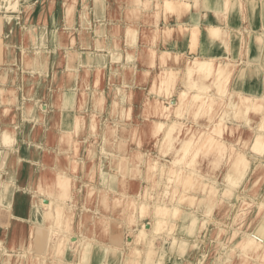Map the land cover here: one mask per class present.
Returning <instances> with one entry per match:
<instances>
[{
    "label": "rangeland",
    "instance_id": "1",
    "mask_svg": "<svg viewBox=\"0 0 264 264\" xmlns=\"http://www.w3.org/2000/svg\"><path fill=\"white\" fill-rule=\"evenodd\" d=\"M92 1L104 9L111 8L113 5L106 0H28L30 5L28 6L27 12H31L33 17H35L34 21L36 22L34 23H40L44 26L48 21L49 23H55L54 28L58 31L57 42L59 50L57 53L59 59L56 65L58 71L55 74L53 69L54 74L48 76V81L40 87L37 94L34 90L26 92V98L28 97V99H30L28 103L26 102L28 99L25 101L26 106L28 105L31 107L33 111L28 113V115L31 114L35 116V119L36 117L38 118L35 120L36 123L26 126L29 133L32 134L29 147H32L37 154V157H35L36 169L35 166L29 167V169H31L30 186L24 189L23 194H21V201L19 206H17L19 219H14L11 226H9L8 221L6 224L9 226L8 228L4 229L0 227V264L53 263L54 261L51 262V260L55 256V249L52 246V242L55 240L57 241V238L61 235L58 226L68 231L69 235L72 237H68V240L65 239V242L69 241L67 246L73 249L72 252L75 257V250L77 251V247L80 248L79 246L85 241L81 242L75 237L76 231L85 232V234L86 232L89 234H97L93 236H97V239H99L102 244H107L110 242L109 234L114 230L113 228L118 230L124 229L122 233L125 242L124 245L127 247L128 242L135 237V233L138 229L142 228L144 223L150 222L152 226L154 225L151 214L146 215L144 218L141 217L137 219L138 215L142 216V214L138 211L137 207L135 209L132 205V201L138 199V193L149 190L151 194H148V192L145 193V195L148 194V199H153L154 195L156 197L165 196V201H169L174 195L173 188L171 187L174 183L172 180L168 179L165 174L161 177L162 181L160 182L155 180L158 179L157 176L151 178V172L157 170L160 172L161 170L165 171L168 169L167 166L164 165L159 167V169L152 168L150 166L152 158H157L161 164L167 163L166 160L174 158V154L168 151L169 147L167 145H161L160 147L157 144L158 137L150 132V122L145 112L150 98L154 99V94L150 93L151 86L158 82V79L155 78V80L153 77L154 72L160 69V65L155 69L150 68L151 70H149L148 74H145V76L140 73V68L146 65L142 55L140 56L142 58L138 60L139 65L136 66L130 67L129 63H120V61L114 62L113 53L115 51H120L121 53L127 51V48L121 44V28L101 29L95 27L93 31L91 27L83 29L77 22L78 16H75L74 10L77 11L80 7L88 9ZM117 3L119 5L123 2L122 0H118ZM126 3L129 4L128 0H126ZM69 6H73V10H67ZM113 7L114 11L116 8H119ZM77 14L78 13H76V15ZM124 14L127 13L123 12V15ZM137 16H139V20L141 19V21L137 23V28H139L142 33L143 30L150 27L148 23V18L150 16L147 13L142 14L141 12H139ZM31 20L32 18L30 21ZM30 31V35L36 43V34L38 30L35 26H31ZM40 32H42L41 36L44 39L46 35L45 27L41 28ZM108 32H110V35L107 36ZM76 37L79 39L78 43L75 40ZM100 37L102 38L100 39ZM94 39L96 40L95 45L92 43ZM144 41L145 40L142 38V43H140V46L137 48L140 52L144 50ZM83 46L88 48L84 50H88L87 53L89 55L87 53H84L85 56L82 55L81 51ZM97 48L104 50L102 53H99ZM99 57L104 60L103 63L99 62ZM184 58L187 57H183L181 63L177 61L176 64L171 63L170 65L180 67V63L183 67L186 60H184ZM98 62L100 63L99 66ZM115 63L121 65L117 66ZM54 65L53 62V68H55ZM100 68L104 70V88L102 90V93L105 91L104 108L97 116L99 128L91 129L87 128L86 122H88L92 112L89 106V103H91V96L101 88L100 83L102 82L99 83L98 80V83H96L97 81L94 80L95 73ZM125 73L127 74L126 76H124ZM180 73L181 77L178 78L176 84L177 88L182 87V70H179V75ZM256 78V76L252 77L253 81H255ZM261 78H263V76H261ZM69 83L72 85H69ZM29 85L34 87L33 83L27 80V88H31ZM173 99H176V93L173 94L171 100ZM170 101L168 99L165 100V109L170 108ZM115 103H117L116 107ZM118 104L125 106V109H130V115L124 117L125 119H122L121 116L118 115L117 109H121L120 105L118 107ZM233 106L235 113L237 106H235V104H233ZM55 108L57 111H55ZM77 110H79L78 113ZM13 111L15 117L20 116V107L14 106ZM74 112H76V114H74ZM8 113L9 107L8 110L4 109V114ZM260 117L261 115L249 113L248 120H250L254 126H257L261 123ZM227 118L230 120L235 119L234 123L230 124L229 130L226 131V136L228 135L230 136L229 138H231L234 137V134H249L251 130L249 127H241L239 125L241 121H243L242 117L233 118L227 116ZM72 120L75 121L74 130H77V121H85L79 133L73 134L74 138L83 140L82 146L78 149L77 153L66 144V142H63V140L62 142L60 141V134L62 131L69 128V122ZM235 123L236 125H234ZM4 132L3 135L5 136L8 132H6V134ZM8 134H10V132ZM182 134H185V132L181 131L180 135ZM6 136L9 137L8 135ZM51 137H53L52 140ZM139 151L148 154L150 157L148 156L149 161L137 167L138 163L135 155H137ZM200 154L199 160L203 157L202 162L197 164V166L201 167L200 170H203L202 172L206 174L210 173L212 175H217L219 185L225 184L223 178L227 170V164L224 163L225 159L221 162L219 167L212 170L207 164L208 158L205 157V154L203 156L201 151H199V155ZM249 158L253 160V169H251L247 175L242 186L237 189L235 194L226 197V199L230 201L229 203H224L226 201H222V199L216 201L217 204L214 212L210 214L214 216V219L211 220L206 227H201L199 229L197 237L199 241L198 245L196 248L192 247V250L189 249L190 251L188 252L190 253L186 254L190 260H193V264H236V260H239L236 254L238 251H241L243 247L240 245V242L244 235L255 232L258 229H264V205H258V202L264 201V164L257 163L259 162L258 159H253L251 155H249ZM259 158L261 162H264V153L260 155ZM119 159H123V161L127 162V171L124 177L120 175L119 172L120 163L116 162V160ZM73 160H77V163H74V165L79 169L75 170L73 164L71 169V161L73 162ZM31 163L34 164V162ZM186 165L187 162L184 163V166ZM58 171L71 174V186L69 188L71 198L67 204H70L72 207H69V212L67 211L68 218L64 224L58 225L57 223L49 221L48 227L51 226L52 230L54 229L53 231L51 230V232H53L50 242L51 248L48 250L47 254H43L35 252L36 246L34 241L36 237H33L31 234L34 230L31 224L36 220L33 214L34 204L32 202L37 197V202L39 201L41 207L44 209L47 208V205H44L50 198L55 197L56 194L54 191L52 192L50 190L48 192L51 194L47 191L41 192L38 186L46 181L52 180L53 182V177ZM115 171L118 174V178L111 179L109 174ZM104 172L107 174L106 178ZM34 173L35 177H33ZM173 175L174 174H172V176ZM257 176H260L259 180H255ZM105 179L108 180L107 185L112 186V184L115 183L116 186L106 189L101 188L100 184H102ZM122 179L125 180L124 184L121 183ZM34 182L38 184L37 187L33 186ZM56 190L59 191L58 189ZM193 191H195L194 188L192 189V193L196 192ZM197 193L198 192L195 193V195H197L196 197L200 196L199 193ZM104 194L107 197V202L100 201ZM216 196L218 199L220 195ZM176 197L177 195L174 196L175 200L173 202L176 201V206L181 208L179 203L180 200L178 198L176 199ZM243 199L247 200L249 203L246 204L245 213L237 219L236 215ZM148 203L152 202L148 201ZM183 204L190 208V210L196 209L197 211H201L198 213L199 217H206L207 208L203 206L205 203L194 205L185 201ZM99 216L108 219L115 218L121 222L120 226L114 225L112 222L110 223V221L103 224ZM32 218H34V220ZM177 219H179L178 222L175 221L177 227L172 230L165 228L164 231H161L162 233H159L155 231V227L153 226L151 231H148L150 234L149 239L152 238L153 242L152 248L156 250L147 253L146 248L151 244H148L146 240L138 242V246L142 247V251L140 255L137 256L138 261L134 264H143L144 261V264H155V257H158V255L159 258L165 257L167 264H184L181 262V256L175 257L177 250H175V245L170 242L171 234L179 232L182 235V233H184L182 232V224L184 225V221L180 217H177ZM126 228L128 231L125 230ZM164 233H166L165 238H168V241H166L167 243L161 238ZM153 234L154 238L152 237ZM155 234H157V236ZM191 236L194 235L185 238L193 242L191 239L195 238ZM261 236L264 240V232ZM86 237L88 239L85 242L91 243L92 239L90 236ZM74 240L78 241V245ZM222 243L239 244L235 245V248H232L230 254L233 255V258L230 262L224 261L223 255L221 260L217 257L218 255L220 256V247ZM256 252L255 248L251 247V251L247 252L251 259L248 260V258L245 257L244 261L247 263L249 261V263L252 264L257 256ZM203 253L206 255L204 259L200 256L203 255ZM115 256L112 264H126L125 257L129 255L126 254V248H123L118 261L116 260L118 255ZM72 258H74L73 255ZM176 259L180 262L176 263ZM199 259L203 260L200 261ZM165 260L163 259V262ZM104 262L109 261L106 259H99L98 264H105ZM80 263L95 264L92 260ZM65 264H76V258H74L72 262L67 260ZM130 264H133V262Z\"/></svg>",
    "mask_w": 264,
    "mask_h": 264
},
{
    "label": "bare ground",
    "instance_id": "2",
    "mask_svg": "<svg viewBox=\"0 0 264 264\" xmlns=\"http://www.w3.org/2000/svg\"><path fill=\"white\" fill-rule=\"evenodd\" d=\"M136 2L139 6H145L146 8L152 7V2L150 0H136ZM218 2L229 10V3L231 0H218ZM198 3L199 0H196V5ZM190 6V2L185 0H156V24L154 26L147 27L146 30H143L140 34V37L146 41H144L143 45L144 50L140 52V50L138 51L136 49V42L139 40L140 32L135 27L127 26L125 31L128 42L127 45L129 48H127V51L123 53L120 51H115L113 53L114 62L120 61V63H129L131 67L130 61H134L136 57L135 52L138 51L139 56H143V61L146 64L140 68V73L142 75H147L148 71L151 70L150 68L155 69L160 65V69L154 72L153 77L154 79L157 78L158 82L151 86L150 93L154 94V99L150 98L145 108V112L150 122V132L154 136L158 137L157 144L160 147L161 145H167L169 147L168 151L174 154V158L171 160L165 159L167 163L163 164H161L157 158H152V162L150 163L152 168L154 167L159 169V167L164 165L167 166L168 169L165 171L159 170L160 172H158V170L151 172V178L157 176L158 179H153L160 182L162 181L161 177L165 174V176L174 183L171 185L174 195L172 199H169V201L164 200L165 196L156 197L155 195L153 199H148V194L151 193L149 190H145L138 193V199H134L132 201V205L135 209L137 207L138 211L142 214V216L138 215L137 219H140L141 217L144 218L146 215H152L153 226L155 227V231L159 233H162L161 231H164L165 228L169 230L174 229L177 227L175 221H179L177 217L182 218L184 221V225L182 224V232L184 233H182V235L179 232L171 234L170 242L175 245V250H177L175 257L177 258L181 256V262L184 264H193V260H190L186 254H189L190 252L188 251L196 248L198 245L199 241L197 237L199 229L201 227H206L208 223L214 219V216L210 214L214 212L217 204L216 201L222 199V201H226L224 203H229L230 201H228L226 197L236 193L237 189L242 186L251 169H253V160L249 158V155L253 156V159H258L259 162L257 163L262 165L264 164V162H261L259 158L260 155L264 153V45H258L256 48L260 59H258V61L253 59L246 60L241 56L231 57L227 55L196 54L194 56H184L180 51H172L169 48L170 44L168 41L166 42L167 48L161 49L159 45L160 38L164 35L169 38L175 34L176 38L183 37L187 39L193 46L192 48L195 49L194 47L197 45L200 33V27L198 25H187L182 23H177L175 25H161L157 22L162 13H178L182 10V8H188ZM68 9L73 10V6L67 7V10ZM205 30L208 38L214 42H218V45L227 51L231 50V47L233 46L232 41L236 38L238 40V48H241L243 52L244 34L242 29H230L228 27L223 28L215 24H210L206 26ZM256 34L258 35V39H262V34ZM245 44L244 46H246ZM133 45L135 47L131 50L130 47ZM125 54L127 55V59H125ZM183 57L187 58H184V60H186L182 67L180 63ZM177 61L180 62V67L170 65L171 63L176 64ZM99 62L103 63L104 60L99 57ZM99 62L98 66L100 65ZM115 65L117 64L115 63ZM118 65L120 66L121 64ZM179 70H182L181 88H177L176 86L178 78L181 77V73L179 75ZM126 75L127 74L125 73L124 76ZM254 76L257 77V81L262 83L263 91L260 93H247L242 89V85L247 80L250 81ZM261 76H263V78H261ZM94 80L97 81L96 83H98V80L99 83H102H100L101 88H99V91L91 96V103H89L92 112L89 118V124L86 122V126L91 129L99 128L97 116L104 108L105 91L102 93L104 88L103 68L97 70ZM251 81H253V79ZM1 91L3 103H8V101L12 100L6 96L5 89H2ZM175 93L176 99L171 100L173 94ZM167 99L169 101L171 100L169 109H165V100ZM116 104L117 103H115V107ZM233 104L237 106L235 113ZM119 105L120 104H118V107ZM120 108L121 109L118 108L119 110L117 109V111L118 115H120L122 119H125L124 117H128L130 115V109H125V106L123 105H120ZM4 109L8 110V106ZM78 111L79 110H77V113ZM249 113L261 115V123L254 126L251 121L248 120ZM74 114H76V112H74ZM227 116H231L233 118L242 117L243 121H241V124L239 125L241 127H249L251 129L249 134H234V137L231 138H229L230 136L228 135L226 136V131L229 130L230 124L234 123L235 119L230 120ZM81 121H77V130L66 129L60 134V141L62 142L63 140V142H66V144L73 148L76 153L82 146L83 140L80 138H74L73 134L79 133L80 128L84 125L85 121ZM234 125H236V123ZM4 131L5 134L6 132H10L7 129ZM181 131H184L185 134L180 135ZM8 133L6 135L9 137L3 135V138L6 139L4 142L12 141L11 136ZM52 139L53 137H51V140ZM199 151L202 152L203 156L205 154V157L208 158L207 164L212 170L219 167L221 162L225 159L224 163L227 164V170L223 176L225 184L219 185L217 175H212L210 173L206 174L202 172L203 170H200L201 167L197 166V164L202 162L203 157L199 160L201 156V154L199 155ZM148 156V154H144L139 151V153L135 155V158L137 159L135 160L138 163L137 167L142 166V163L149 161ZM123 159L116 160V162L120 163L119 172L120 175L124 177L127 171V162L123 161ZM76 161L77 160H73V162L71 161V169L72 164L74 165V163H77ZM186 162L187 165L184 166V163ZM73 168L75 170L79 169L76 166ZM172 174L174 175L172 176ZM109 175L111 179L118 178L116 171ZM104 176L105 178L107 177L105 172ZM259 177L257 176L255 180H259ZM70 179V173L58 171L53 177V182L52 180L46 181L38 186V189L41 192H48L49 190L52 192L54 191L56 196L52 198L49 197L50 200L44 205H47L46 209L41 207L39 201L37 202V197L32 202L34 204L33 214L35 216L34 218H36V220L32 218L34 222L31 224L32 228H34L31 234L33 237H36V240L34 241L36 246L35 252L47 254L48 250L51 248L50 242L53 232H51L52 227H48L49 221L62 225L68 218L67 211L69 212L72 207L70 204H67L71 198L69 192V188L71 186ZM107 181V179L103 180L100 187L106 189L116 186L115 183L112 184V186L107 185ZM121 183L124 184L125 180L122 179ZM10 184L11 183H8L7 187H9ZM193 188L200 196L196 197L197 195H195V191H193L195 193H192ZM147 192L148 194L145 195ZM175 195H177L176 199L178 198L180 200L179 203L181 208L176 206V201L173 202L175 200ZM216 195H220L218 196V199ZM1 197L2 194H0V199ZM100 201L107 202L105 194L102 195V199ZM148 201L152 203H148ZM185 201L194 205H201L205 203L203 206L207 208L206 217H199L198 213L201 211H197L196 209L190 210V208L184 206L183 202ZM248 203L249 202L244 199L241 201L239 211L236 215L237 219L245 213V207ZM261 204L264 205V201L258 202V205ZM0 205H2L1 201ZM3 214L4 210L1 207L0 215L3 216ZM102 217L103 216H99L101 223L106 224L110 221V223L112 222V224L120 226L121 222L115 218L108 219ZM5 224L2 223L1 225L5 226ZM153 226L150 222L144 223L142 228L138 229L135 233V237L128 242L127 247L124 245L125 242L122 233L124 229L118 230L113 228L115 231L113 230L110 232V242L107 244H102V242L97 239V236L87 235L85 232H77L75 230V237L78 238L79 241H86L88 239L86 236H90L92 239L91 243H86L84 241V243L79 246L80 248L77 247V251L75 250L76 257L72 252L73 249L70 246H67L69 241L65 242V239L68 240V237H71L69 232L58 226L60 228L59 230L61 231V235L57 238V241L52 240V246L55 249V256L51 262L54 261L55 263L53 262L51 264H65L67 260L72 262L74 258H76V264H81L80 262L88 260H92V262L98 264L99 259H106L109 262H104L105 264H112V261L115 259V255H118L116 260H119V256L121 255L123 248H126V254L129 255L125 257L126 264H130L132 262L134 264L138 261L137 256L140 255L142 251V247L138 246V242L146 240L148 241V244H151L148 248H146L147 253H151L156 250L152 248L153 242L152 238L149 239L150 234L148 232L151 231ZM125 230H127V228ZM263 230L264 229H258L255 232L244 235L240 242V245L243 247L241 248V251H238L236 254V256L239 257V260H236V264H250L249 261L247 263L244 260L245 257H247L248 260L251 259L250 255L247 254V252L251 251V247H254L255 251H257V256L255 261L253 260L252 264H264V240L261 236L264 232ZM155 235L157 236V234ZM190 235H194L191 236L195 238L191 239L193 242L187 239ZM152 237L154 238V234ZM165 237L166 233H164L161 238L165 243H167L166 241H168V238L166 239ZM74 242L78 245V241L74 240ZM235 245L239 244L222 243L220 247V256L218 255L217 257L221 260L223 255L224 258H222L224 261H232L233 255H231L230 252L232 251V248H235ZM72 255L74 258H72ZM200 256L204 259L206 255L203 253V255ZM163 259L165 260V257L159 258L158 255V257H155V264H167V261L165 260L163 262ZM175 261L176 263L180 262L177 259Z\"/></svg>",
    "mask_w": 264,
    "mask_h": 264
},
{
    "label": "crops",
    "instance_id": "3",
    "mask_svg": "<svg viewBox=\"0 0 264 264\" xmlns=\"http://www.w3.org/2000/svg\"><path fill=\"white\" fill-rule=\"evenodd\" d=\"M106 1L113 4L111 8L104 9L95 3H90L88 9L80 7L77 10L76 8L78 12L74 10V13L75 16H78L77 22L80 27L83 29L91 27L93 31L95 27L101 29H114L120 27L121 44L126 48L129 47L127 45L128 42L125 29H127V26L135 27L140 32L139 40L136 42L137 49L140 43H142V38L140 37L141 30L137 28V23L141 21V19L139 20L137 14L139 15V12L142 14H149L148 23L150 26H154L156 24V0H150L152 2V7L150 8L139 6L136 0H128L129 4L126 3V0H122L123 3L119 5L117 3L118 0ZM185 1L190 2L191 6L182 8L178 13H162L157 22L161 25H175L177 23L198 25L200 27V33L197 45L194 47L195 49H193L191 43L183 37L176 38L175 34L167 38L164 35L159 40L161 49L167 48L166 42L168 41L170 44L169 48L172 51H180L184 56H194L196 54L227 55L231 57L241 56L246 60L253 59L258 61L259 57L256 48L258 45H264L263 0H231L229 3V10L226 9L225 6L219 4L218 0H199L197 5L196 0ZM29 5L30 3L28 0H0V194H2V205H0V209L2 207L4 210L3 216L0 215L1 228H8L12 225L14 219H19L17 206H19L21 194H23L24 189L30 186L31 169H29V167L36 165L35 157H37V154L32 147H29L32 134L29 133L26 126L36 123L35 120L38 118L36 117L35 119V116L31 114L28 115V113L33 111L31 107L28 105L26 106V102L28 103L30 100L28 97L26 98V92L34 90L37 94L40 87L48 81V76L50 74L53 75L54 72L56 74L58 71V67L56 66L59 59L57 53L59 50L57 42L58 31L54 28L55 23H49L48 21L45 26L40 23H34L36 22L34 21L35 17H33L31 12H27ZM113 6L119 8H116L114 11ZM123 12L127 14L123 15ZM76 13L78 14L76 15ZM31 18L32 22L30 21ZM210 24H215L223 28L242 29L244 44L246 43V46L243 44V52L241 48H238V40L236 38L232 41L233 46L230 51L223 49L218 45V42H214L208 38L205 29L206 26ZM32 25L38 30L36 34V43L30 35V27ZM44 27L46 29V35L43 39L40 30ZM256 33L262 34V39H258ZM108 35H110V32H108L107 36ZM101 38L102 37H100V39ZM75 40L77 43L79 42L77 37ZM95 41L94 39L92 42L93 45H95ZM134 47L133 45L130 49L132 50ZM82 48L81 52L82 55H84V53L88 52V50L84 49L88 48L84 46ZM103 50L104 49L97 48L99 53H102ZM135 53L136 57L134 61H130L131 66L139 65L138 60L142 58L139 56L138 51ZM125 59H127L126 54ZM53 62L55 68H53ZM27 80H30L34 87L29 85L31 88H27ZM70 84L71 83H69V85ZM2 89L6 90V96L12 99L11 101L13 102L8 101V103H3ZM242 89L247 93H260L263 91V85L259 81L247 80L242 85ZM7 106L9 107V113L4 114V108ZM14 106L20 107L21 113L18 117H15L13 111ZM69 124L70 126L68 129L74 130L75 121L72 120ZM87 124H89V120ZM5 129L10 131L12 140L5 141L7 143L4 142L6 139L3 138ZM31 162H34V164ZM35 173L33 177H35ZM8 183H11L9 187H7ZM33 186L37 187L38 184L34 182ZM8 221L9 226L5 224ZM2 223H4L5 226H2ZM86 234L96 235L87 232Z\"/></svg>",
    "mask_w": 264,
    "mask_h": 264
}]
</instances>
